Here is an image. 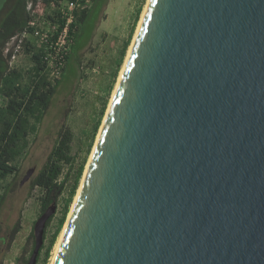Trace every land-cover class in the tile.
I'll list each match as a JSON object with an SVG mask.
<instances>
[{
  "label": "water",
  "instance_id": "1",
  "mask_svg": "<svg viewBox=\"0 0 264 264\" xmlns=\"http://www.w3.org/2000/svg\"><path fill=\"white\" fill-rule=\"evenodd\" d=\"M74 201L52 264H264V0H148Z\"/></svg>",
  "mask_w": 264,
  "mask_h": 264
},
{
  "label": "rangeland",
  "instance_id": "2",
  "mask_svg": "<svg viewBox=\"0 0 264 264\" xmlns=\"http://www.w3.org/2000/svg\"><path fill=\"white\" fill-rule=\"evenodd\" d=\"M147 2L148 0H106L102 7L100 3L91 6L85 28L90 29L95 25V29L89 43L79 51L80 71L74 75V67L71 66L59 83L37 133L30 136L29 148L17 162L18 170L0 180V196H4L0 204V264H17L21 256L29 258L34 244L30 235L41 216L42 196L39 189L31 188L30 181L44 165L59 132L69 129L73 134L70 154L74 161L71 166H64L63 175L70 169L71 178L55 202L53 218L46 228V243L54 233L69 195L72 176L80 165H83L84 171L86 169ZM44 8L49 13L51 6L44 2ZM126 42L128 47L125 49ZM33 54L31 48L30 52L24 51L15 64L16 68L24 71L25 76L34 65L31 57ZM103 104L105 107L101 114ZM98 121V130L93 136ZM30 169L34 170L30 180L20 185ZM82 177L47 264L52 262L55 246L68 219ZM18 222L20 230L8 247L6 239Z\"/></svg>",
  "mask_w": 264,
  "mask_h": 264
},
{
  "label": "trees",
  "instance_id": "3",
  "mask_svg": "<svg viewBox=\"0 0 264 264\" xmlns=\"http://www.w3.org/2000/svg\"><path fill=\"white\" fill-rule=\"evenodd\" d=\"M53 0H44L50 4ZM65 1V0H61ZM106 0H91L93 4L100 3L101 7ZM27 0H17L14 7L7 12L0 21V180L15 174L18 170L17 162L23 157L29 148V138L38 131L39 125L49 108L52 97L55 95L57 87L63 77L67 74L71 66L74 67V75L80 71L81 62L79 60V51L83 49L91 40L95 25L86 29L85 25L91 14V7L81 13L76 14V20L72 25V44L67 56V64L62 76L54 83L47 80L44 74V65L39 59V54H33V67L29 70L27 76L20 68H11L8 59L3 55V49L6 42L15 34L22 32L30 16L26 10ZM57 6H59L57 4ZM58 11H53L52 15H46L45 19L54 21ZM128 43L125 44V49ZM26 52H30L29 46H25ZM103 108L101 114L103 113ZM100 114V115H101ZM99 121L96 123L93 131L98 130ZM73 134L69 129L61 130L58 139L48 154L44 165L31 179L32 189H39L42 192L40 198L41 214L55 204L57 198L63 193L66 183L71 178V170L64 173V166H71L74 157L71 156V143ZM84 171L83 165H80L72 176V185L68 198L63 205L61 217L58 220L54 233L46 241V228L53 216L46 223L43 237V245L37 257V264H47L51 251L56 243L58 234L64 225L68 213L69 204L75 195L79 181ZM62 177V179H61ZM4 196H0V204ZM20 230L19 222L14 225L7 240L9 247L15 236ZM33 237V230L30 235ZM5 240V239H4ZM34 244L29 257L33 251ZM29 258L21 256L18 263L27 264Z\"/></svg>",
  "mask_w": 264,
  "mask_h": 264
},
{
  "label": "built area",
  "instance_id": "4",
  "mask_svg": "<svg viewBox=\"0 0 264 264\" xmlns=\"http://www.w3.org/2000/svg\"><path fill=\"white\" fill-rule=\"evenodd\" d=\"M50 6V12L47 13L44 0H27L26 10L30 20L22 32L6 42L3 55L8 59L9 66L15 68L17 60L28 45L34 54H39L47 80L54 83L62 76L67 64L76 14L88 10L91 0H53ZM55 10L58 14L54 21L45 19L46 15H52Z\"/></svg>",
  "mask_w": 264,
  "mask_h": 264
},
{
  "label": "flooded vegetation",
  "instance_id": "5",
  "mask_svg": "<svg viewBox=\"0 0 264 264\" xmlns=\"http://www.w3.org/2000/svg\"><path fill=\"white\" fill-rule=\"evenodd\" d=\"M16 1L17 0H0V21L4 15L14 7Z\"/></svg>",
  "mask_w": 264,
  "mask_h": 264
},
{
  "label": "bare ground",
  "instance_id": "6",
  "mask_svg": "<svg viewBox=\"0 0 264 264\" xmlns=\"http://www.w3.org/2000/svg\"><path fill=\"white\" fill-rule=\"evenodd\" d=\"M144 14V13H143ZM143 14H142V17H143ZM141 21V20H140ZM139 25H140V23H139ZM139 25H138V27H139ZM137 32V31H136ZM136 34V33H135ZM132 45V44H131ZM130 50V49H129ZM123 69V68H122ZM120 75H121V73H120ZM119 78H120V76H119ZM119 78H118V80H119ZM117 85V84H116ZM112 97H113V95H112ZM111 102V101H110ZM107 113V112H106ZM96 142V141H95ZM93 150V149H92ZM89 161V160H88ZM75 202V201H74ZM73 206V205H72ZM65 228V227H64ZM64 228H63V230H62V232H61V235H60V237H59V240H58V242H57V244H56V246H55V249H54V255H53V258H52V262H53V260H54V257H55V254H56V252H57V250H58V246H59V243H60V240H61V237H62V234H63V231H64ZM52 262L50 263V264H52Z\"/></svg>",
  "mask_w": 264,
  "mask_h": 264
}]
</instances>
